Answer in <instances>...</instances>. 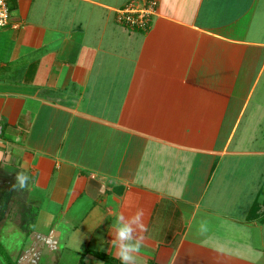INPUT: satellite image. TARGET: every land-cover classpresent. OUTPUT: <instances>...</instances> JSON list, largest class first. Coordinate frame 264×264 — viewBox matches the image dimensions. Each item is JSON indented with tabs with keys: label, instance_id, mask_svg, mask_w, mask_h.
I'll list each match as a JSON object with an SVG mask.
<instances>
[{
	"label": "crops",
	"instance_id": "0c3cea01",
	"mask_svg": "<svg viewBox=\"0 0 264 264\" xmlns=\"http://www.w3.org/2000/svg\"><path fill=\"white\" fill-rule=\"evenodd\" d=\"M129 1L9 0L0 264H120L137 210V264H264V0Z\"/></svg>",
	"mask_w": 264,
	"mask_h": 264
},
{
	"label": "clouds",
	"instance_id": "9594fccd",
	"mask_svg": "<svg viewBox=\"0 0 264 264\" xmlns=\"http://www.w3.org/2000/svg\"><path fill=\"white\" fill-rule=\"evenodd\" d=\"M30 179L31 178L27 172L18 171L15 176L14 188L21 191L25 190L30 183ZM142 217L143 211L137 210L131 217L117 214L115 218L113 223L114 235H111L113 236L112 240L116 247L115 254L120 260V264H137V256L143 247L144 240L143 236L138 234L139 231L144 230Z\"/></svg>",
	"mask_w": 264,
	"mask_h": 264
},
{
	"label": "built area",
	"instance_id": "2783aa9c",
	"mask_svg": "<svg viewBox=\"0 0 264 264\" xmlns=\"http://www.w3.org/2000/svg\"><path fill=\"white\" fill-rule=\"evenodd\" d=\"M9 0H0V29L6 27L10 17ZM155 0H131L115 10L118 23L130 28L146 30L156 11ZM1 64V62H0Z\"/></svg>",
	"mask_w": 264,
	"mask_h": 264
},
{
	"label": "rangeland",
	"instance_id": "374dc122",
	"mask_svg": "<svg viewBox=\"0 0 264 264\" xmlns=\"http://www.w3.org/2000/svg\"><path fill=\"white\" fill-rule=\"evenodd\" d=\"M8 5H9V7L11 6V4H10V2L8 3ZM3 29V28H2ZM2 29H0V30H2ZM1 252H3V250H0V255L2 256V257H4L3 255H2V253ZM2 260H4L5 261V259H2Z\"/></svg>",
	"mask_w": 264,
	"mask_h": 264
},
{
	"label": "trees",
	"instance_id": "16d2710c",
	"mask_svg": "<svg viewBox=\"0 0 264 264\" xmlns=\"http://www.w3.org/2000/svg\"><path fill=\"white\" fill-rule=\"evenodd\" d=\"M5 259L7 260V258L5 257ZM9 261V260H8Z\"/></svg>",
	"mask_w": 264,
	"mask_h": 264
}]
</instances>
